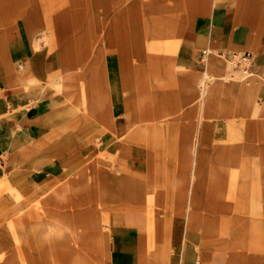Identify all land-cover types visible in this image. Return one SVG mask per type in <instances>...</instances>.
<instances>
[{"label":"crops","instance_id":"0c3cea01","mask_svg":"<svg viewBox=\"0 0 264 264\" xmlns=\"http://www.w3.org/2000/svg\"><path fill=\"white\" fill-rule=\"evenodd\" d=\"M185 1L0 0V177L12 159L13 165L19 167V186L26 190V196H36V191L29 188L59 174L60 170L51 168L71 165L79 158L90 160L99 151L118 156L120 163L129 168L130 182L171 181L172 177L155 175L151 170L154 165L162 169L176 166L179 181L191 182L195 188L192 186L187 194L180 193V197L172 196L171 192L156 196L185 198L179 222L182 229L179 257L169 255L166 263L229 264L228 254L218 257L211 248L214 245L208 244L203 234L205 215L216 217L227 212L212 207L211 200H207L212 198V192L208 196L206 190L198 191L196 186L202 179H208L210 154L213 152L217 157L222 149L209 141L204 148L206 158L198 157L201 130L211 131L215 126L212 122L202 126L201 110L195 107V92L183 90L178 96L184 110L173 108L171 112L178 121L166 125L168 132L176 129L172 157L179 162L171 163L165 152L154 153L156 146L151 138L154 123L144 124V130L137 123L135 71L136 65L146 59L138 46V37L145 42L178 39L171 50L174 53L167 54L160 64L188 85L195 83V76L206 66L205 73L213 77L216 66L206 65L204 60L212 53L207 47L223 53L253 54L251 74L256 71L258 76L263 75L261 83L256 78L243 83L240 69L227 66L224 70L223 78L227 80L230 76L227 83V101L233 108L230 116L244 120L246 133L244 142H233L226 148L231 150L232 157L235 151L243 149L247 156L260 159L264 167V0H208L206 12L201 10L202 0H191L188 4L193 12L198 11V6L200 9L193 28L177 25L178 21L184 22L177 12L167 15L170 25L157 33L154 21L158 11L185 6ZM143 22L147 23L144 30L140 29ZM203 50L208 51L205 57ZM56 71L69 73L63 94L70 97V104L83 99L85 111L80 108L74 114H67L69 104L56 106V99L50 96L43 99L37 82H46ZM205 77L204 74L201 84L203 107L210 81ZM70 122H75L77 127L62 130L56 126ZM223 124L229 131L230 120ZM142 133L146 135L140 136ZM89 138L93 141L86 145ZM125 147L134 157L122 158ZM52 151H61L55 164L51 162L46 168L30 171L32 160ZM185 167L191 172L185 174ZM191 194L198 204L190 202ZM161 212L166 215L165 209ZM149 214L146 204L144 210L132 211L126 222L125 214L116 216L117 225L110 240L111 248L115 239L113 264H138L140 236L148 232ZM224 215L230 216L231 211ZM165 219L164 216L161 220ZM219 249L215 246V250Z\"/></svg>","mask_w":264,"mask_h":264},{"label":"rangeland","instance_id":"374dc122","mask_svg":"<svg viewBox=\"0 0 264 264\" xmlns=\"http://www.w3.org/2000/svg\"><path fill=\"white\" fill-rule=\"evenodd\" d=\"M190 1L186 0L185 6L174 9L159 8V19L156 17L154 21L157 33L170 25L167 15H177V12L184 22L178 21L176 24L184 25L186 29L193 28L200 9L198 6V11L194 13L188 4ZM202 4V12L209 11V1L202 0ZM146 24L143 22L140 29H146ZM177 43L178 39L157 38L145 42L144 38L138 37V46L145 52L146 59L136 65L135 71L137 123L143 126V130L144 124L154 123L151 134L156 146L154 153L165 152L171 163H178L179 160L172 157L176 129L168 132L166 125L171 126L178 121L171 112L173 108L184 110L179 92H195V107L201 110L202 126L206 122H212L215 126L211 131L201 130L197 141L198 157L206 158L204 148L209 141L222 148L217 157L213 152L210 154L212 164L207 168L208 179H202L196 186L198 191L206 190L208 196L212 192V198H207L211 200L212 207L223 208L226 215L231 211L230 216L205 215L203 221L206 220V230L203 234L208 239L207 243L214 245L211 248L218 257L228 254L229 264H264V167L260 159L247 156L245 150L235 151L232 157L231 150L226 148L233 142H244L246 138L244 120L230 116L233 108L230 107L231 102L227 101L230 76L227 80L223 76L225 68L232 66L223 54L224 58L218 56L222 51L205 48L212 52L204 58L206 65L213 64L216 70L212 72L213 77L207 80H210L209 94L203 107L201 84L204 74L206 76L208 73H205L207 66L195 76L193 85H188L161 67L160 63L165 61L167 54L174 53L171 50ZM68 77L69 73L56 71L46 82L38 81L37 85L41 87L43 99L48 96L56 99V106L69 104L66 113L74 114L80 108L85 109L84 100L70 104V97L63 94ZM240 78L243 83L253 78L261 83L263 75L258 76L256 71L252 76L244 75L241 71ZM226 119L231 122L229 131L223 124ZM70 123H58L56 126L62 130L77 127L75 122ZM144 134L140 136L144 137ZM177 135L179 141L178 132ZM194 137L191 140L192 148ZM92 141L89 138L86 145ZM161 147H167V150ZM60 154L61 151L43 153L32 160L28 167L31 172L38 171L39 167L46 168L51 162L55 164ZM121 156L128 159L134 154L125 147ZM9 163L0 177V264H113L115 239L111 248L110 240L112 230L117 225L116 216L125 214L126 222L132 211L144 210L146 204L150 213L148 232L140 236L138 264H168L169 255L179 257L182 232L179 222L183 217L185 198L174 197L191 192L193 184L179 181L178 167H152V173L172 177L171 181L153 179L150 182H130L128 166L120 163L118 156L99 151L90 160L81 161L79 158L71 165L51 168L60 170L59 174L51 177L52 180L35 183L29 190L36 191V196H26V190L18 184L19 167L13 165L12 159ZM185 169V174L191 172L188 167ZM203 171L204 167L201 166V174ZM162 192H171L174 197L156 198ZM190 202L198 204L192 194ZM160 207L166 210V215ZM164 216L166 219L161 220ZM217 245L219 250H215Z\"/></svg>","mask_w":264,"mask_h":264},{"label":"built area","instance_id":"2783aa9c","mask_svg":"<svg viewBox=\"0 0 264 264\" xmlns=\"http://www.w3.org/2000/svg\"><path fill=\"white\" fill-rule=\"evenodd\" d=\"M225 56L226 61L233 68L241 69L244 75L252 73V66L254 64L253 54L250 51L241 53H221ZM208 55L207 50H203L202 57Z\"/></svg>","mask_w":264,"mask_h":264},{"label":"bare ground","instance_id":"6f19581e","mask_svg":"<svg viewBox=\"0 0 264 264\" xmlns=\"http://www.w3.org/2000/svg\"><path fill=\"white\" fill-rule=\"evenodd\" d=\"M206 56H207V55H206ZM218 56H219V57H223L222 54H218ZM223 58H224V57H223ZM249 75L252 76V74H249ZM210 78H211V76L208 75V74H207L206 77H205V79H207V80L210 79Z\"/></svg>","mask_w":264,"mask_h":264}]
</instances>
